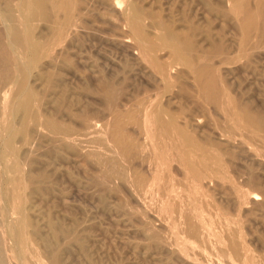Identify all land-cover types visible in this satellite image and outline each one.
I'll list each match as a JSON object with an SVG mask.
<instances>
[{"label": "rangeland", "instance_id": "1", "mask_svg": "<svg viewBox=\"0 0 264 264\" xmlns=\"http://www.w3.org/2000/svg\"><path fill=\"white\" fill-rule=\"evenodd\" d=\"M0 264H264V0H0Z\"/></svg>", "mask_w": 264, "mask_h": 264}, {"label": "bare ground", "instance_id": "2", "mask_svg": "<svg viewBox=\"0 0 264 264\" xmlns=\"http://www.w3.org/2000/svg\"><path fill=\"white\" fill-rule=\"evenodd\" d=\"M29 3H30V2H29ZM28 5H29V4H28ZM31 6H32V5H31ZM33 8H34V7H33ZM14 195H15V194H14ZM14 195H13V196H14ZM12 198H13V197H12ZM14 199H15V198H14Z\"/></svg>", "mask_w": 264, "mask_h": 264}]
</instances>
